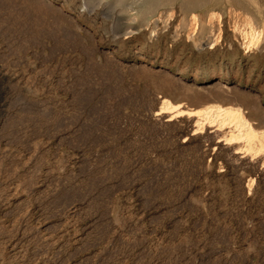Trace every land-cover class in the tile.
<instances>
[{
    "label": "rangeland",
    "instance_id": "obj_1",
    "mask_svg": "<svg viewBox=\"0 0 264 264\" xmlns=\"http://www.w3.org/2000/svg\"><path fill=\"white\" fill-rule=\"evenodd\" d=\"M158 1L0 0V264H264V0Z\"/></svg>",
    "mask_w": 264,
    "mask_h": 264
},
{
    "label": "bare ground",
    "instance_id": "obj_2",
    "mask_svg": "<svg viewBox=\"0 0 264 264\" xmlns=\"http://www.w3.org/2000/svg\"><path fill=\"white\" fill-rule=\"evenodd\" d=\"M119 1H121V0H114L113 2H111V0H93V2H92V4L90 3L89 5H92V7H95V6H101L102 4H107V5H110L111 3H114V5L116 6L117 4H119L120 2ZM163 1H165V0H160V3L162 2L163 3ZM156 3H159V1L158 2H156ZM159 3V4H160ZM88 4V3H87ZM159 4L158 5H155V7L156 6H159ZM187 5V4H186ZM84 7V6H83ZM91 7V8H92ZM114 8L115 7H112L111 8V10L113 11V14H112V16L114 17V21H113V27H112V30H113V32L115 33V34H117V33H119L120 32V29H121V24L120 25H118V23H119V21H124V22H127V23H130V24H132V23H134V15L133 14H131L130 16H127V17H125L126 19H122L121 18V14H123V13H125V10L124 9H119L118 10V12L116 13V14H114ZM157 8V7H156ZM152 13H154V11H152ZM155 13H156V11H155ZM171 13V12H170ZM152 15V14H151ZM150 15V16H151ZM165 17H164V16ZM170 15L171 14H169V13H167V12H163V13H161L160 15L159 14H157V16L155 15L154 16V14H153V16H148V23H147V25H149V27L150 28H152L151 29V34H155V31H156V29H157V27H158V22H159V20H160V18H161V20L163 21V23L165 24H167V22H168V19H169V17H170ZM111 17V16H110ZM164 17V18H163ZM214 18V17H213ZM189 20V19H188ZM248 23V22H247ZM242 24V23H241ZM251 25V24H250ZM254 25V24H253ZM244 26V25H243ZM252 26V25H251ZM129 27H131V26H129ZM180 27V26H179ZM255 27V26H254ZM247 28V27H246ZM144 29V28H143ZM184 29H186V28H184ZM194 29V28H193ZM223 29V28H222ZM159 30V29H158ZM204 30V29H203ZM256 30V29H255ZM209 31V30H208ZM130 32H138V30H136V29H132V30H130ZM192 32H193V30H192ZM200 32V31H199ZM260 32V31H259ZM178 34V33H177ZM195 33H191L189 36H190V40H192V42H194L195 44L196 43H198L197 41H196V37L198 36H195L194 35ZM246 34V33H245ZM247 34H249V33H247ZM251 34V33H250ZM245 36L246 35H244V38H245ZM257 38V37H256ZM181 39V38H180ZM248 39V38H247ZM176 40V39H175ZM184 40V39H183ZM212 40H214V38H213V34H209V35H207V41H205L203 44H206V45H211L213 42H211ZM238 40V39H237ZM246 40V39H245ZM244 41V40H243ZM247 41V40H246ZM185 42V41H184ZM239 42V41H238ZM258 42V41H257ZM188 43V42H187ZM200 43V42H199ZM199 43H198V45H199ZM242 43V42H241ZM246 43V42H245ZM202 44V45H203ZM212 46V45H211ZM220 68V67H219ZM175 78V77H174ZM177 78V77H176ZM220 80V79H219ZM219 80H215L214 81V85H213V87H212V90H218V84L220 83V81ZM218 85V86H217ZM235 85H232V87H234ZM235 87H237V86H235ZM234 87V88H235ZM211 91V90H210ZM209 91V92H210ZM214 92V91H213ZM234 92V91H233ZM211 105V104H210ZM255 105V104H254ZM228 106H230V105H228ZM210 107V106H209ZM209 107H207L206 106V109L207 108H209ZM217 107V106H216ZM218 108V107H217ZM221 108V107H220ZM220 108H218V109H220ZM206 109H204V110H206ZM211 109H213L212 107H211ZM180 110V109H179ZM207 111V110H206ZM181 112V111H180ZM183 112V111H182ZM216 114H220V115H222V118H220V121H221V119H222V122L223 121H225V122H227V123H232V124H234L235 126H233V127H235L237 130L235 131V130H230V132H229V136L231 137V138H242L243 139V146L244 147H246V148H251V149H256V148H258L259 149V147L262 149H264V130L263 131H258L257 129H255L254 127H252V125L250 124V121H248V119L244 116V114H243V112H242V110H241V108L240 107H222L220 110H219V112L217 113L216 112ZM231 124V125H232ZM234 128V129H235ZM238 149V148H237Z\"/></svg>",
    "mask_w": 264,
    "mask_h": 264
}]
</instances>
